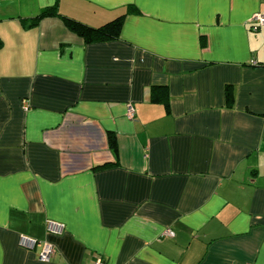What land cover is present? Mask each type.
I'll return each instance as SVG.
<instances>
[{
	"label": "crops",
	"instance_id": "obj_1",
	"mask_svg": "<svg viewBox=\"0 0 264 264\" xmlns=\"http://www.w3.org/2000/svg\"><path fill=\"white\" fill-rule=\"evenodd\" d=\"M53 5L121 18L118 39L26 27ZM256 14L264 0H0V264H264Z\"/></svg>",
	"mask_w": 264,
	"mask_h": 264
},
{
	"label": "trees",
	"instance_id": "obj_2",
	"mask_svg": "<svg viewBox=\"0 0 264 264\" xmlns=\"http://www.w3.org/2000/svg\"><path fill=\"white\" fill-rule=\"evenodd\" d=\"M53 16L60 17L68 30L80 37L85 43L112 41L119 37L121 18L111 21L99 28H89L74 20L60 16L57 12L56 5L43 9L35 18L25 23V25L26 27H34L42 18ZM108 146L112 154L116 156V144L114 138L110 136H108Z\"/></svg>",
	"mask_w": 264,
	"mask_h": 264
},
{
	"label": "built area",
	"instance_id": "obj_3",
	"mask_svg": "<svg viewBox=\"0 0 264 264\" xmlns=\"http://www.w3.org/2000/svg\"><path fill=\"white\" fill-rule=\"evenodd\" d=\"M250 25L252 26L253 30H257L260 27L264 26V15L256 14L252 16L249 20ZM24 107H26L24 105ZM134 116V110L130 104L127 105L126 108V117L128 119H132ZM47 231L54 234H59L63 229V226L54 224L53 222H46ZM166 236L172 237V232L168 231ZM39 245V252H38V260L41 263H47L51 260L54 256V248L52 245L47 243L46 241H37L35 239L29 238L24 235L18 236V246L24 250L32 251L35 247ZM94 264H105L102 260H96Z\"/></svg>",
	"mask_w": 264,
	"mask_h": 264
}]
</instances>
